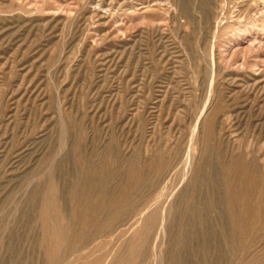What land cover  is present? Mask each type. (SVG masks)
<instances>
[{"label":"rangeland","instance_id":"rangeland-1","mask_svg":"<svg viewBox=\"0 0 264 264\" xmlns=\"http://www.w3.org/2000/svg\"><path fill=\"white\" fill-rule=\"evenodd\" d=\"M187 1L0 0V264H264V0Z\"/></svg>","mask_w":264,"mask_h":264},{"label":"bare ground","instance_id":"bare-ground-1","mask_svg":"<svg viewBox=\"0 0 264 264\" xmlns=\"http://www.w3.org/2000/svg\"><path fill=\"white\" fill-rule=\"evenodd\" d=\"M174 1V0H173ZM177 1V0H176ZM185 1H186V3H188V1L187 0H182V11L189 17V18H191L190 16L191 15H193V9L191 10V8H188V5L185 3ZM195 1V0H194ZM207 1V0H206ZM241 1V0H240ZM259 1V0H258ZM152 2V1H151ZM252 2V1H251ZM257 2V1H256ZM260 2V1H259ZM259 2H258V4H259ZM180 4H181V2H180ZM194 4V3H193ZM199 4V3H198ZM248 4H250V3H248ZM92 5V4H91ZM138 5V4H137ZM206 5V4H205ZM252 5V4H251ZM255 5H257V4H255ZM262 5V4H261ZM260 5V6H261ZM181 6V5H180ZM193 6V5H192ZM254 6V5H253ZM159 7H161V5L159 6ZM158 7V8H159ZM191 7V6H190ZM258 7V6H257ZM162 8V7H161ZM196 8V7H195ZM200 8V7H199ZM202 8V7H201ZM253 8V7H252ZM260 9H262V7H259ZM131 9V8H130ZM152 9V8H151ZM150 9V10H151ZM163 9V8H162ZM162 9H159V10H162ZM251 9V8H250ZM155 10H157V9H155ZM155 10H151V11H155ZM163 10H165V9H163ZM208 10H210V9H208ZM241 10V9H240ZM143 11H145V10H143ZM142 11V12H143ZM194 11H196V10H194ZM203 11V10H202ZM207 11V10H206ZM148 12V11H147ZM147 12H144L145 14L147 13ZM211 12V11H210ZM163 13V12H162ZM169 13V12H168ZM197 13V12H196ZM202 13V12H201ZM144 14V15H145ZM165 14V13H164ZM182 14V13H181ZM147 15V14H146ZM145 15V16H146ZM173 16V15H172ZM68 17V16H67ZM134 16H132V18H133ZM136 17V16H135ZM144 17V16H143ZM258 17V16H257ZM137 19V18H136ZM139 19V18H138ZM166 19V18H165ZM206 19V18H205ZM214 19V18H213ZM156 20V19H155ZM208 20V19H207ZM182 21H183V19H182ZM185 21V20H184ZM172 22V21H171ZM207 22V21H206ZM209 22V21H208ZM262 22V21H261ZM194 23V22H193ZM214 23V22H213ZM166 24V23H165ZM202 24V23H201ZM209 24H210V22H209ZM238 24V23H237ZM249 25L248 26H246V27H243V32H245L244 34L245 35H247V34H249L250 33V35L248 36H246V39H247V41H249L246 45H245V47H244V50H248V51H255V50H253V49H256V51L259 49V50H262V48H264V36H261V35H258V34H255L256 33V30H257V28H258V26L259 25H263V24H261V23H259V22H257V21H253V22H251L250 21V23H248ZM164 25V24H163ZM157 26H158V24H157ZM167 26V25H166ZM192 26V25H191ZM241 27V26H240ZM191 28V27H190ZM156 30V29H155ZM154 30V31H155ZM162 30V29H161ZM234 30V29H233ZM242 30V29H241ZM160 32H162V31H159V33ZM236 34V33H235ZM245 37V36H244ZM246 41V42H247ZM234 42H236V41H234ZM214 51V50H213ZM245 52V51H244ZM262 52V51H261ZM241 53V52H240ZM213 54V53H212ZM251 54H252V52H251ZM249 55V54H248ZM259 55H260V53H259ZM252 56V55H251ZM254 57V56H253ZM248 58V57H247ZM212 60H214V58L212 59ZM261 60H262V62L264 63V57H261ZM210 63V62H209ZM244 63H246V62H244ZM259 58L256 56V59L254 58L253 60L251 59V61L249 62V67L252 69V70H258L257 69V67L259 66ZM262 64V63H261ZM248 65V64H247ZM210 67V66H209ZM244 69V68H243ZM211 72V71H210ZM236 72V71H235ZM263 72V71H262ZM249 74V73H248ZM232 75V74H231ZM249 75H251V74H249ZM262 75V74H261ZM257 76V75H256ZM258 76H260V75H258ZM232 77V76H231ZM261 77V76H260ZM226 78H227V76H226ZM245 78V77H244ZM255 78H257V77H255ZM229 79H231V78H229ZM259 79V78H258ZM213 80V79H212ZM232 80H233V78H232ZM242 81V80H241ZM213 82V81H212ZM243 82H244V80H243ZM248 82V81H247ZM253 82H254V80H253ZM258 83V82H257ZM261 83V82H260ZM259 83V84H260ZM249 85V84H248ZM258 86V85H257ZM260 86V85H259ZM258 86V87H259ZM251 87V86H250ZM254 87V86H253ZM258 87H256L257 89H258ZM260 89H262L261 87H260ZM214 90V89H213ZM211 92V91H210ZM259 92V91H258ZM262 95V94H261ZM208 99V98H207ZM213 101V100H212ZM215 101V100H214ZM214 103V102H213ZM212 106H214V104L212 105ZM204 109V108H203ZM227 111V110H226ZM234 112V111H233ZM201 113V112H200ZM209 115V114H208ZM200 116V115H199ZM198 116V117H199ZM233 120V119H232ZM205 121V120H204ZM226 126V125H225ZM194 127V126H193ZM213 128V127H212ZM196 129V128H195ZM203 134V133H202ZM206 135V134H205ZM192 140V139H191ZM194 141V140H193ZM204 141V140H203ZM214 143V142H213ZM245 165V164H244ZM237 168V167H236ZM242 169V168H241ZM249 169V168H248ZM231 170V169H230ZM243 170V169H242ZM199 180V179H198ZM234 189V188H233ZM231 192V191H230ZM248 209V208H247ZM263 209V208H262ZM94 219V218H93ZM88 220V219H87ZM203 222V221H202ZM183 239H184V237H183ZM185 241V240H184ZM189 242V241H188ZM204 248V247H203Z\"/></svg>","mask_w":264,"mask_h":264}]
</instances>
